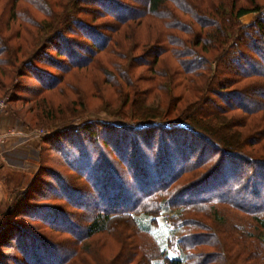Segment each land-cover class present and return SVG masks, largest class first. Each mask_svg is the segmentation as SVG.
Returning <instances> with one entry per match:
<instances>
[{
    "label": "trees",
    "instance_id": "16d2710c",
    "mask_svg": "<svg viewBox=\"0 0 264 264\" xmlns=\"http://www.w3.org/2000/svg\"><path fill=\"white\" fill-rule=\"evenodd\" d=\"M137 2L0 0V98L23 125L117 119L41 135L6 176L0 264H264V1Z\"/></svg>",
    "mask_w": 264,
    "mask_h": 264
},
{
    "label": "crops",
    "instance_id": "0c3cea01",
    "mask_svg": "<svg viewBox=\"0 0 264 264\" xmlns=\"http://www.w3.org/2000/svg\"><path fill=\"white\" fill-rule=\"evenodd\" d=\"M34 131L26 128L8 105L0 106V211L10 197L6 176L11 174L16 182L22 174L36 168L33 162L38 158L41 135Z\"/></svg>",
    "mask_w": 264,
    "mask_h": 264
},
{
    "label": "rangeland",
    "instance_id": "374dc122",
    "mask_svg": "<svg viewBox=\"0 0 264 264\" xmlns=\"http://www.w3.org/2000/svg\"><path fill=\"white\" fill-rule=\"evenodd\" d=\"M257 1L260 3L261 2L263 3L264 0H257ZM144 2H145V0H139V2H137V6L138 7L143 6ZM243 3L247 4L245 1H243ZM254 16H255L254 13L246 14L242 17L241 20L243 22H249L254 18ZM103 20H105V19H103ZM99 22H102V21L99 20ZM80 73H83V75H84V72L82 70L80 71ZM83 77H82V75H80V78L78 76L77 80L78 81L80 80V82H82V85H85V88H86L89 86V85H87V83L89 82L88 77H85V76H83ZM109 94H110V92H109ZM56 98H57V96H56ZM0 100L4 102V106H5L6 105V98H0ZM93 119L117 120L116 118L111 117L110 115H108L104 111H100V112L88 111V112L84 113L83 115L76 117V118H73L71 120L58 121V122L52 123L48 127H38V128L33 129V130H38V132H40V130H43V132L46 135V134L52 133L56 130H62V129L68 128L70 126H73L75 124H79V123L85 122V121H90ZM170 213L171 212H169V211L163 212L161 215L158 216V223L151 226L155 237L157 238V240L159 241V243L162 247H165L167 245L168 238L170 237V233H169L170 232V224H171L170 223L171 222V218H170L171 214ZM197 221L200 222V224L208 223L211 226H216V227L218 225L213 219H210L208 217L207 218L197 217ZM199 230L196 229V232H198ZM168 254L170 256H174L173 251H170Z\"/></svg>",
    "mask_w": 264,
    "mask_h": 264
},
{
    "label": "built area",
    "instance_id": "2783aa9c",
    "mask_svg": "<svg viewBox=\"0 0 264 264\" xmlns=\"http://www.w3.org/2000/svg\"><path fill=\"white\" fill-rule=\"evenodd\" d=\"M0 106H4V102L0 100ZM34 132L39 133V135H45V133L43 132V130H40V132H38V130H35Z\"/></svg>",
    "mask_w": 264,
    "mask_h": 264
}]
</instances>
